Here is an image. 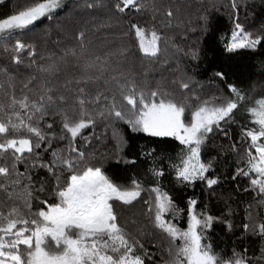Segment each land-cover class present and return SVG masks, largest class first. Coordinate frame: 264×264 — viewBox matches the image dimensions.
Listing matches in <instances>:
<instances>
[{
    "label": "trees",
    "instance_id": "16d2710c",
    "mask_svg": "<svg viewBox=\"0 0 264 264\" xmlns=\"http://www.w3.org/2000/svg\"><path fill=\"white\" fill-rule=\"evenodd\" d=\"M24 2L0 0V15L15 12L17 4ZM116 2L62 0L61 7L50 18H42L10 39L0 37V69L3 70L0 71V103L7 104L13 95L38 99L45 88L54 89L55 96L64 95L67 101H57L39 122L50 138V146L48 141L40 142L41 148L34 149L32 155L25 154L8 177L0 176V184L5 186L0 189V213L7 214L15 207L27 214L28 200L32 213L44 207L42 201L57 203L53 195L57 176L65 181L70 173L56 168L52 174L39 165L51 164L53 151L67 155L70 143H74L84 152L81 170L99 167L123 187L130 186L133 179L141 182L144 189L158 182L179 209L175 216L169 213L165 218L181 229L188 225V201L195 199V212L212 217L209 226L202 230L203 243L210 244L214 253L224 260L236 256L247 264H264V235L258 229L264 223V193L250 184L253 173L244 176L237 171L249 170L250 142L242 133L258 127L250 113L237 114V111L264 97V41L254 49L228 52L225 48L236 22L253 37L264 36V0H235V9L233 0H138L139 11L129 8L123 13L115 9ZM88 4L93 7H87ZM168 11L172 12L171 16L167 15ZM133 24L147 30L146 39L151 38L149 33L153 29L163 37L155 57L139 51ZM16 39L35 49L32 56L27 49L20 52L19 64L12 60L17 55L11 50ZM5 47L9 50L5 51ZM96 57L101 58L103 67L86 69L85 65ZM50 67L54 70L42 71ZM217 72L223 77L216 76ZM114 76L121 83L127 78L137 91L156 90L185 105L186 123L190 121L191 111L205 101L223 103L236 99L229 85L245 96L230 119L222 121L220 128L213 126L201 147V160L211 163L205 175L216 178L217 184L209 188L206 181L198 179L192 183L178 182L171 165L179 162L183 149L179 141L174 137L151 136L134 130L124 120L108 116L106 109L113 97L118 104L120 101V87L112 79ZM182 84L188 87L183 88ZM81 87L85 89L84 98L91 101L86 108L94 124L83 129L73 142L62 130L59 113L63 109L78 118L76 96ZM97 93L102 94L99 102L95 101ZM48 124L52 127L48 128ZM36 153H39L38 160ZM0 165L12 168L11 152L0 157ZM153 168L163 170L164 175L153 176ZM149 196L148 191H143L131 205L112 203L129 237L143 245V248L137 246L136 254L144 258L145 264H169L170 241L146 215L144 201Z\"/></svg>",
    "mask_w": 264,
    "mask_h": 264
},
{
    "label": "snow or ice",
    "instance_id": "6c2138e0",
    "mask_svg": "<svg viewBox=\"0 0 264 264\" xmlns=\"http://www.w3.org/2000/svg\"><path fill=\"white\" fill-rule=\"evenodd\" d=\"M61 3L62 0H25L24 3H18L15 12L0 15V37L10 39L14 33L23 32L42 18H50L51 13L61 7ZM87 7L93 5L88 4ZM114 7L121 13L129 8L139 11L138 0H117ZM232 7H237L235 0ZM167 15L171 16L172 12L168 11ZM131 28L135 32L139 51L145 56L155 57L160 51L163 37L153 29L149 33L151 38L146 39L145 28L135 24ZM80 35L82 37L83 33ZM262 41L264 36L253 37L252 33L244 31L241 24L236 22L231 40L225 48L228 52L254 49ZM26 49L29 56L35 54L33 45L16 39L11 49L17 53L12 56L14 63H20L18 54ZM4 50L9 49L5 47ZM97 65L103 67L99 57L91 60L85 68ZM52 70L54 67L42 69ZM215 75L223 77L220 72ZM112 79L120 87V101L118 104L113 97L106 109L109 117L124 120L134 130L151 136L174 137L179 141L184 148L179 155V162L171 165L178 182L192 183L198 179L206 181L209 188L218 183L216 178L205 175L211 163L201 160V147L207 135L213 131V126L220 128L221 122L230 119L238 103L245 100V96L236 87L229 85L236 99H227L220 104L205 101L191 111V120L186 123L185 105L167 98V94L156 90L150 93L137 91L127 78L124 83L115 76ZM181 86L188 87L187 84ZM77 91L78 118L63 109L59 113L62 117V130L73 142L83 129L94 124L86 108L91 101L84 98L85 89L81 87ZM101 95L97 93L96 102H99ZM57 101L67 103L64 95L55 96L54 89L45 88L38 99H31L28 95H13L7 104L0 103V113H3L0 116V157L12 153V168L0 165V176L8 177L15 170L16 163L25 158V154L32 155L34 149L41 148L40 142L48 141L50 146V138L39 127V122L47 115L48 108ZM246 110L254 117L253 123L258 127L246 129L242 133L250 142L247 153L249 170L237 171L244 176L254 173L250 184L264 193V97L255 99ZM99 114L104 115V112ZM47 127L51 128L52 125L48 124ZM60 138L64 139L65 136ZM52 155L51 164L41 163L39 166L47 168L52 174H55L56 168L70 173L65 181L57 176L53 195L58 202L49 204L46 200L42 201L44 207L32 213L31 202L28 200L25 205L29 209L27 214L15 207L7 214L0 213V264H145L144 258L136 254L137 246L143 248V245L129 237L119 223L112 203L119 201L123 205H131L141 197L143 191L150 193L149 199L144 201L147 206L146 215L153 226L165 233L170 241L169 264H247L243 258L236 256L224 260L214 253L210 244L203 243L202 230L209 226L212 217L195 212V199L188 201V225L186 229H181L165 218L169 213L175 216L179 209L158 182L144 189L141 182L133 179L130 186L123 187L109 179L99 167L89 166L81 170L79 165L83 161L84 152L74 143H70L67 155L60 151H53ZM35 158H40L39 153L35 154ZM151 172L157 178L164 175L163 170L157 168L151 169ZM3 188L5 186L0 184V189ZM258 229L264 235V223Z\"/></svg>",
    "mask_w": 264,
    "mask_h": 264
},
{
    "label": "rangeland",
    "instance_id": "374dc122",
    "mask_svg": "<svg viewBox=\"0 0 264 264\" xmlns=\"http://www.w3.org/2000/svg\"><path fill=\"white\" fill-rule=\"evenodd\" d=\"M233 31V30H232ZM232 31L230 32V34H229V37H228V39H227V43H229V41L231 40V37H232ZM226 43V44H227ZM97 66H99V65H97ZM94 68H96V67H94ZM214 100V99H213ZM211 103H215V104H220V103H222V101L221 102H218V101H212ZM247 106H250V104H245L244 106H242V108H240V109H238V111H237V114H241V113H245V115H248L249 113H247V110L245 109ZM190 120H191V118H190ZM190 122V121H189ZM145 133V132H144ZM146 134H148V133H146ZM183 146V145H182ZM183 148H184V146H183ZM253 175H255L254 173H253Z\"/></svg>",
    "mask_w": 264,
    "mask_h": 264
}]
</instances>
